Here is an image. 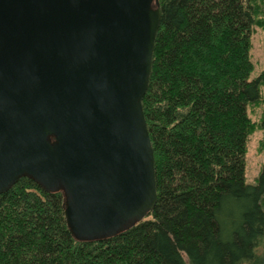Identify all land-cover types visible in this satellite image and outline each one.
<instances>
[{
	"label": "trees",
	"instance_id": "trees-1",
	"mask_svg": "<svg viewBox=\"0 0 264 264\" xmlns=\"http://www.w3.org/2000/svg\"><path fill=\"white\" fill-rule=\"evenodd\" d=\"M158 1L142 100L154 208L120 235L77 242L62 195L23 178L0 195V264H264V170L253 183L245 177L248 142L260 127L248 112L264 87V70L250 78L264 0Z\"/></svg>",
	"mask_w": 264,
	"mask_h": 264
},
{
	"label": "water",
	"instance_id": "water-1",
	"mask_svg": "<svg viewBox=\"0 0 264 264\" xmlns=\"http://www.w3.org/2000/svg\"><path fill=\"white\" fill-rule=\"evenodd\" d=\"M158 0H0V195L60 193L77 242L103 241L156 204L142 108Z\"/></svg>",
	"mask_w": 264,
	"mask_h": 264
},
{
	"label": "rangeland",
	"instance_id": "rangeland-1",
	"mask_svg": "<svg viewBox=\"0 0 264 264\" xmlns=\"http://www.w3.org/2000/svg\"><path fill=\"white\" fill-rule=\"evenodd\" d=\"M259 5V1H256ZM254 5V2H253ZM262 7L255 10V26L252 28L251 39V60L254 65L250 78L255 79L264 70V27L259 21L264 20L262 15ZM249 117L251 122L264 126V87L261 89V98L259 102L249 108ZM254 130L248 142L246 161H245V177L247 182L253 183L260 172L264 170V130Z\"/></svg>",
	"mask_w": 264,
	"mask_h": 264
}]
</instances>
